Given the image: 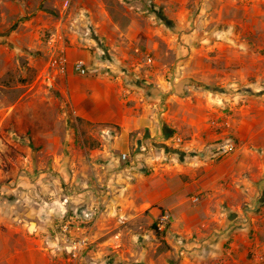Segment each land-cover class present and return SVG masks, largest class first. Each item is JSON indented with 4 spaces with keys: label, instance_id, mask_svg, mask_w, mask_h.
Wrapping results in <instances>:
<instances>
[{
    "label": "rangeland",
    "instance_id": "rangeland-1",
    "mask_svg": "<svg viewBox=\"0 0 264 264\" xmlns=\"http://www.w3.org/2000/svg\"><path fill=\"white\" fill-rule=\"evenodd\" d=\"M99 1L0 0V264H264V0H237L240 10L233 8L227 14L241 18L242 26L230 22L210 27L195 23L199 10L188 13L189 25L186 18L179 25L165 16L168 22L163 21L157 13L142 15L136 9L142 5L133 0H121L131 4L129 9L117 0ZM194 3L196 9L200 2ZM245 5L251 7L247 12ZM110 17L126 21L124 35L133 38L122 44L123 53L130 49L144 65L152 58L151 67L145 69L158 65L166 79L183 76L196 82L200 92L193 89L191 101L176 102L183 129L173 132L182 136L194 120L203 127L205 145L197 158L201 169L183 182L189 193L183 201L180 231L173 232L170 223L165 231L158 230L160 216L152 221L143 214L122 218L121 228L110 225L73 263L56 246L50 248L48 240L34 241L45 217L28 216L42 202L29 201L23 183L31 172L58 176L53 167L64 157L72 129L77 130L73 110L64 103L63 77L71 70L83 79L97 74L91 69L86 76L79 75L73 69L77 60L109 64L110 46L98 38L94 27L108 24ZM228 32L238 33L239 40H223L230 45L225 50L216 53L202 41L196 51L190 49L187 36L192 33L203 37ZM59 57L68 61L65 73L54 64ZM228 140L236 144V151L213 158L217 144ZM177 142L175 136L166 150L152 149L168 154L180 147ZM171 181L179 187L176 179ZM70 211L58 222L52 220L56 234L63 221H70L76 230L78 212ZM75 221L79 223V218ZM150 231V239L142 238ZM206 240L212 243L204 247ZM43 245L49 246L48 253L40 249ZM210 248L214 251L208 257Z\"/></svg>",
    "mask_w": 264,
    "mask_h": 264
},
{
    "label": "crops",
    "instance_id": "crops-1",
    "mask_svg": "<svg viewBox=\"0 0 264 264\" xmlns=\"http://www.w3.org/2000/svg\"><path fill=\"white\" fill-rule=\"evenodd\" d=\"M94 2L100 4L99 0ZM115 2L126 9L131 5L121 0ZM133 2L142 5L136 7L142 15L153 17V14H161L178 21L179 25L185 24V18L188 21L185 25H189L191 15L188 16V13L195 10H199L195 21L199 27L230 22L240 25L242 21L235 15L231 17L227 14L233 8L240 10L242 5L237 0H218V4L215 0H199L196 9L195 0ZM249 6L245 5L243 11L250 10ZM123 23L110 17L108 24H95L98 38L103 39L107 47L110 46L109 58L106 59L109 64L102 60H86L88 69L97 72L94 77L83 79L72 70L63 77L64 103L73 110V123L77 130L72 129L64 157L53 167L58 176L53 178L48 173H42L38 177L37 173L31 172L24 179L29 201L39 199L42 202L38 210L31 209L33 206L29 203L31 211L28 216L32 217L34 213L45 217L43 228H38L33 239L42 244L48 240L50 248L57 244V236L53 238V234H56L55 221L52 220L58 218V222L60 218L69 216L70 210H74L75 214L78 212L74 218L76 232L87 235L91 242L106 232L110 225L121 228L124 224L122 218L130 220L142 214L152 221L162 213H168L171 230L174 232L183 228L180 215L183 201L189 193L188 184L183 182L186 175L191 176L195 170L201 169L197 158L202 156L205 144L201 133L203 127L195 124L194 120L187 125L182 136L180 132H173L175 128L183 129L174 107L176 102L182 103L184 99L191 101L190 92L198 89L197 84L184 80L183 76L166 79L160 66L146 70L151 67L148 62L142 64L130 49L123 53L122 44L128 45L130 39L133 40L130 35H124L128 25L126 21ZM172 24L174 22H170ZM118 34L121 37L115 38ZM238 36V33L232 32L206 33L203 37L192 33L187 37L192 43V51H196L198 43L202 41L206 48L217 53L218 49L225 50L230 46L223 44L224 41L237 43ZM234 46L237 47V44ZM197 91L200 92L199 89ZM175 136L180 141L176 143L180 146L178 149L168 154H159L152 149L166 150L167 144ZM133 139L136 148H133ZM122 154L127 155L126 160H122ZM172 178L179 183L178 188L172 185ZM51 186L55 187L56 192ZM92 208H99L98 218L89 216ZM77 217L79 223L75 221ZM151 233L142 238L150 239ZM212 241H203L204 247ZM144 243L149 244L145 240ZM48 248V245L40 247L45 252ZM213 251L210 248L208 257Z\"/></svg>",
    "mask_w": 264,
    "mask_h": 264
},
{
    "label": "built area",
    "instance_id": "built-area-1",
    "mask_svg": "<svg viewBox=\"0 0 264 264\" xmlns=\"http://www.w3.org/2000/svg\"><path fill=\"white\" fill-rule=\"evenodd\" d=\"M148 65H151L152 58H148ZM54 64L57 65L58 71L60 73H65L68 61L65 57H59L54 61ZM73 69L81 76H86L89 72V69L83 60H77L73 63ZM236 144L230 140L219 143L214 148L212 152L213 158H221L227 155H230L236 151ZM122 160L127 159L126 154H122ZM198 197L194 198L193 201L197 202ZM93 211V212H91ZM89 212V216H96L99 213V208H94ZM169 214H161L157 228L160 231H165L170 223ZM57 236V251L64 254L69 262H77L83 258V256L87 253L90 247V240L88 236L84 234H78L76 230L72 227V223L70 221H63L58 226ZM119 235L115 236V242H117Z\"/></svg>",
    "mask_w": 264,
    "mask_h": 264
},
{
    "label": "trees",
    "instance_id": "trees-1",
    "mask_svg": "<svg viewBox=\"0 0 264 264\" xmlns=\"http://www.w3.org/2000/svg\"><path fill=\"white\" fill-rule=\"evenodd\" d=\"M158 16H159L163 21L168 22L167 19H166L163 15L158 14Z\"/></svg>",
    "mask_w": 264,
    "mask_h": 264
}]
</instances>
